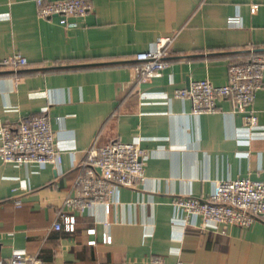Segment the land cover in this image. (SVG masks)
Listing matches in <instances>:
<instances>
[{"label":"crops","instance_id":"0c3cea01","mask_svg":"<svg viewBox=\"0 0 264 264\" xmlns=\"http://www.w3.org/2000/svg\"><path fill=\"white\" fill-rule=\"evenodd\" d=\"M88 1L87 15L67 27L58 15L41 17L34 0H0V124L47 113L63 148L60 165L0 156V261L24 250L42 264H149L152 255L168 263L264 264L263 219L201 228L200 219L186 223L173 201L206 198L222 179H264V85L254 103L263 128L249 144L232 99L219 97L216 111L197 114L190 99L175 96L197 79L225 84L232 63L264 55V0ZM176 33L162 76L137 81L136 54ZM14 53L28 65L2 63ZM138 138L149 153L145 179L120 187L109 212L104 203L65 209L76 215V229H54L87 149Z\"/></svg>","mask_w":264,"mask_h":264},{"label":"built area","instance_id":"2783aa9c","mask_svg":"<svg viewBox=\"0 0 264 264\" xmlns=\"http://www.w3.org/2000/svg\"><path fill=\"white\" fill-rule=\"evenodd\" d=\"M38 13L43 18L55 15L61 17L67 27H75L78 22L72 18H82L91 9L88 0H34ZM257 4L252 6L256 11ZM238 17H231L236 22ZM163 35L158 37L151 49L136 54L133 69L137 81L149 82L160 77L171 55L170 44L178 36ZM4 65L14 70L28 65V58L21 53H14L3 59ZM264 85V55L253 52L246 61L232 63L229 67L228 81L216 85L209 78L197 79L187 87L175 91V96L192 101L194 113L214 112L219 97L232 99L234 111L243 114L244 128L241 135L248 137L245 143L260 131L263 126L254 108L257 92ZM2 145L0 156L5 163L16 165L47 164L60 165L63 148L57 141L47 113L22 119L16 127L0 124ZM240 154H245L240 152ZM149 153L142 146V139L133 141L115 140L105 145L92 144L85 153V158L78 164V174L72 193L64 200L58 220L53 228L67 231L76 229L77 217L66 210L82 212L96 203H104L106 211L111 209L110 199L120 187H135L145 179V165ZM74 192V193H73ZM174 204L185 212V222L190 218L200 219L194 223L201 228L228 227L236 225L250 227L258 219L264 220V179L249 176L217 181L215 189L206 198L182 195L174 198ZM65 210V211H64ZM90 234L95 229L88 230ZM104 242L111 243L112 235L105 233ZM95 244L96 240L89 241ZM0 264H42L38 255L24 250L14 251L8 262ZM149 264H191L182 259L168 263L161 255H152Z\"/></svg>","mask_w":264,"mask_h":264}]
</instances>
